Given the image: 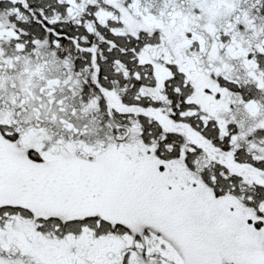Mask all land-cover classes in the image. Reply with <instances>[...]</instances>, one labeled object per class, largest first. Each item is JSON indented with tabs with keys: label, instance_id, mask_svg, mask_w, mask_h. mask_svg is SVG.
I'll list each match as a JSON object with an SVG mask.
<instances>
[{
	"label": "snow or ice",
	"instance_id": "snow-or-ice-1",
	"mask_svg": "<svg viewBox=\"0 0 264 264\" xmlns=\"http://www.w3.org/2000/svg\"><path fill=\"white\" fill-rule=\"evenodd\" d=\"M0 264H264V0H0Z\"/></svg>",
	"mask_w": 264,
	"mask_h": 264
}]
</instances>
